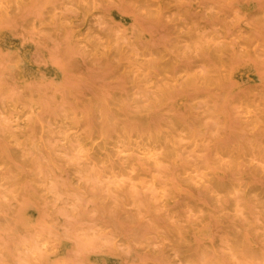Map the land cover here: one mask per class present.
<instances>
[{"label":"rangeland","instance_id":"obj_1","mask_svg":"<svg viewBox=\"0 0 264 264\" xmlns=\"http://www.w3.org/2000/svg\"><path fill=\"white\" fill-rule=\"evenodd\" d=\"M113 1L151 32L156 52L175 56L178 81L184 69L226 75L212 87L198 78L186 80L178 92L182 103L136 108L149 98L148 90L129 95L128 106L136 109L130 124L157 129L176 113L180 126L195 129L206 151L213 142L232 153L244 142L264 138V0H156V11L161 6L166 15L161 19L152 17L153 0ZM7 3L11 30L0 28V139L6 129L41 122L52 130L41 138L31 132L21 144L46 186L39 202L26 207L32 232H15L9 210L16 201L0 181V264H88L96 258L104 264H264V170L257 159L242 154L218 163L215 186L185 173L198 152L185 146L152 170L166 188L173 181L188 184L193 198L147 192L138 204L120 200L105 180L89 175L84 159H74L56 113L75 97L97 123L106 116L105 99L126 91L122 69L95 59L94 47L82 40L95 31L97 48L104 49L106 4L78 8L73 0H0ZM73 29L81 41L71 49ZM131 36L133 44L141 43ZM43 51L61 69L65 85L46 83L30 99L9 59L22 52L45 68ZM151 75L162 81L160 69ZM8 105L11 110L5 111ZM47 255L55 261H46Z\"/></svg>","mask_w":264,"mask_h":264},{"label":"bare ground","instance_id":"obj_2","mask_svg":"<svg viewBox=\"0 0 264 264\" xmlns=\"http://www.w3.org/2000/svg\"><path fill=\"white\" fill-rule=\"evenodd\" d=\"M153 1L155 7L152 17L165 18L162 7L159 6L156 11V0ZM73 2L78 8L102 7V3L106 4V8L102 9L101 20L105 28L104 49L97 48L99 43L95 31H88L82 40L94 47L95 59L115 64L122 69V87L126 90L120 95L112 94L105 99L107 113L97 123L85 116L82 102L75 97L71 98L72 105H65L56 113V119L64 133L63 137L71 151L75 153L74 159H84L88 163L87 171L92 178L105 180L120 200L138 204L141 195L147 192L153 194L164 192L163 194L166 195L168 190L169 195L178 198L177 200L193 198L188 184L173 181L169 188H166L152 170L170 156L181 154L185 146L198 151L197 157L188 161L185 173L200 182H210L219 186L214 169L218 163L227 161L229 156L231 160H238L242 154L250 159H257L259 162L256 165L264 170V138L244 142L232 153L213 142L206 151L205 142L198 138L195 129L190 126H180L176 113L157 129L148 125L130 124L129 121L134 117L136 109L128 106L129 95L148 90L149 98L135 106L136 108H153L156 104L169 105L172 101L182 103L184 98L178 92L180 88L185 87L186 80L198 78L205 85L212 87L220 85L226 75L223 70L198 75L184 69L183 80L178 81L176 78L178 61L175 56L165 49L156 52L149 41L151 32L141 27L131 13L116 7L113 0H73ZM9 15L8 3L0 4V28L10 32ZM131 33H134L141 43L133 44ZM71 35L69 47L72 49L78 46V41L81 40L77 29H73ZM43 54L45 68L40 67L38 60L30 54L12 53L9 59L12 71L23 86V92L30 99L38 97L46 83L52 82L62 88L65 85L61 77V69L53 65L48 54L44 51ZM221 63L224 64L223 61ZM157 68L163 73L162 81L154 79L151 75ZM179 68L181 71L183 67ZM10 107L8 105L4 110L10 111ZM48 129L52 130L51 125L44 122L39 125L34 124L33 127L24 125L18 131L6 129L5 137L0 139V181L4 182L16 201V207L9 210V217L16 233L26 234L33 231L34 224L26 213V207L38 203L46 187L42 170H37L35 161L22 153L21 144L27 134L33 132L32 134L36 135H30L32 138L37 134L41 138ZM177 129L184 130L185 134H179ZM28 144L32 146L33 139H30ZM45 260L50 263L55 261L50 255H47ZM88 264H104V262L101 258H96Z\"/></svg>","mask_w":264,"mask_h":264}]
</instances>
